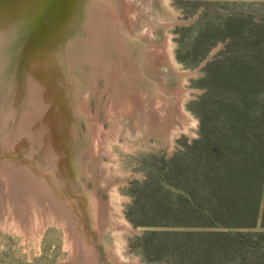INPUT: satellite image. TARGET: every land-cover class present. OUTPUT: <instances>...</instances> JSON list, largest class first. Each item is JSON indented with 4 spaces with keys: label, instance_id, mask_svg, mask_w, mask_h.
Instances as JSON below:
<instances>
[{
    "label": "bare ground",
    "instance_id": "6f19581e",
    "mask_svg": "<svg viewBox=\"0 0 264 264\" xmlns=\"http://www.w3.org/2000/svg\"><path fill=\"white\" fill-rule=\"evenodd\" d=\"M166 3L0 0V223L25 227L45 219L68 224L48 175L37 170L45 165L53 175L63 173L66 164L60 165L59 156L64 155L69 165L82 118L89 133L79 168L86 175L96 171L97 188L118 172L105 162L102 152L107 153L112 141L125 131L134 137L157 131L169 145L182 131L191 133L189 127L196 126V120L184 108L188 91L183 87L190 71L179 70L173 60L160 9ZM104 74L111 77L104 89L109 93L110 88L111 93L106 102L109 129L89 104L92 94L99 95ZM58 81H67L70 92H57L53 87ZM63 94L67 98H61ZM47 104L44 113L41 109ZM39 111L40 119L47 116V124L37 129V142L18 141L31 133L26 129L40 117ZM15 144L22 149L17 154L11 150ZM50 176L55 183L56 178ZM93 194L100 207L97 226L115 245L112 255L117 257L123 242L121 231L106 228L104 201L95 190ZM126 262L121 263L145 264L132 259Z\"/></svg>",
    "mask_w": 264,
    "mask_h": 264
},
{
    "label": "rangeland",
    "instance_id": "374dc122",
    "mask_svg": "<svg viewBox=\"0 0 264 264\" xmlns=\"http://www.w3.org/2000/svg\"><path fill=\"white\" fill-rule=\"evenodd\" d=\"M167 1L166 8L159 7L163 12L164 31L171 41L173 60L178 69L190 71L183 83V87L188 91L184 108L195 118L196 126L189 127L191 133L182 131L175 135L171 145L167 144L157 131L139 137L125 131L117 141H112L107 153L102 152L105 162L110 163L112 170L118 172L113 175L112 181L97 188L96 171L93 175H86L81 173L79 168L82 155L87 150L85 142L89 133V125L82 118L79 135L71 148L75 159H70L68 165L65 156H59V161H63L60 165L66 164L63 173L57 171V174L53 175L45 165L37 170L48 175L53 194L60 201L59 208L69 217L68 224L49 222L45 219H38L41 224L38 221L35 226L25 227L18 223H0V264H124L131 259L145 264H178L176 242L180 239L174 232L186 230L187 227L172 226L179 224V221L169 218L167 214L173 207L183 209L185 203L181 199V190L184 191L186 187L192 190L195 187L193 175L184 174L181 166L177 168L182 159L179 158V153L195 151L190 147L193 141L200 138L203 121L212 131L216 125H219V129L224 126L220 120L225 112L223 110L226 108L229 92L220 84L219 62L216 60L224 51H230V55L232 52L238 53L243 59L244 50L247 52L261 47L258 35H254L250 40L254 32L249 34V29L246 32L241 29L237 31L236 27L242 28V24L248 27L249 23L264 20V0ZM235 33L243 36L234 40ZM225 61L226 57L220 63ZM209 75L210 79L216 81V90L213 82H210L209 90ZM108 79H111L109 75H101L99 95L94 93L89 99L90 110L94 114L99 112L98 117L106 129L111 126L106 106L111 94L110 88L107 89L110 94L104 92L109 85ZM53 88L57 92L66 89L70 92L67 81H58ZM145 89H148L147 85ZM61 98L67 97L63 94ZM48 106L49 104L41 111L47 113L45 109ZM41 111L38 115L42 114ZM46 117L40 119V115L33 120L26 129L31 133L21 135L18 141L22 139L25 143L31 144L33 141L35 144L37 129L47 124ZM11 150L14 154L22 151L20 147L18 149L17 144L11 146ZM177 154L178 157L175 156ZM49 175H53L52 179L56 178L55 183ZM93 190L98 192L104 201V220L111 224L107 223L106 228L109 227L110 231L115 228L121 231L123 242L119 245L121 249L118 247L120 255L115 256L116 259L112 255L115 253V245L97 226L96 213L100 207L98 200L94 198ZM192 201L195 203L193 199ZM118 219L123 221L122 225ZM188 220L193 222L195 219ZM121 226H124L123 229H120ZM262 230L264 243V229L257 228L255 231Z\"/></svg>",
    "mask_w": 264,
    "mask_h": 264
},
{
    "label": "trees",
    "instance_id": "16d2710c",
    "mask_svg": "<svg viewBox=\"0 0 264 264\" xmlns=\"http://www.w3.org/2000/svg\"><path fill=\"white\" fill-rule=\"evenodd\" d=\"M238 29L254 32L250 40L258 35L261 47L244 50L243 59L222 52L216 61L220 84L229 92L224 126L212 131L203 121L201 136L190 147L195 151L179 153L177 168L193 175L195 187L181 190L183 209L167 214L179 221L172 226L187 227L174 232L180 239L178 264H264L263 230L255 231L264 229V20ZM210 82L216 90L209 75V90Z\"/></svg>",
    "mask_w": 264,
    "mask_h": 264
}]
</instances>
